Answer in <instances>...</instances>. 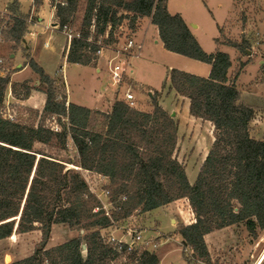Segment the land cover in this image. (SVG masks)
<instances>
[{
	"label": "trees",
	"instance_id": "1",
	"mask_svg": "<svg viewBox=\"0 0 264 264\" xmlns=\"http://www.w3.org/2000/svg\"><path fill=\"white\" fill-rule=\"evenodd\" d=\"M78 1L52 0L60 26L74 21ZM167 2L88 0L81 37L72 40L67 58L94 65L92 51L98 47L89 48L90 27L94 23L103 33L117 7L151 17L166 49L211 64L208 77L178 68L170 71L172 87L190 99V113L214 126L213 142L195 182H190L184 165L174 156L178 125L159 103L154 100L152 111H142L118 99L103 114L104 129L97 130L93 110L68 103V95L58 93L56 80L26 53L29 66L46 85L47 99L37 125L20 123L0 112V240L35 229L42 231V240L31 255L7 264H158L155 252L127 251L126 245L118 251L103 239L102 230L137 210L147 212L181 198L188 199L196 220L182 224L179 233L184 245L207 264H213L207 233L244 223L256 237L257 229L264 228V140L250 132L255 109L242 100L235 80L229 79L230 55L206 52L182 15L169 12ZM34 4L41 6L43 0ZM11 8L2 32L16 47L25 39L28 22L18 14L17 1ZM3 21L0 18V25ZM10 83L9 75L0 76V109ZM22 85L26 91L22 99H26L32 87L27 82ZM47 114L57 117L62 131L45 124ZM69 136L78 154V164L73 166L80 168H68L71 162L36 148L38 142L50 144L54 137L65 143ZM82 169L109 179L104 187L112 203L109 211L91 191ZM61 223L85 234L47 248L52 226Z\"/></svg>",
	"mask_w": 264,
	"mask_h": 264
},
{
	"label": "rangeland",
	"instance_id": "2",
	"mask_svg": "<svg viewBox=\"0 0 264 264\" xmlns=\"http://www.w3.org/2000/svg\"><path fill=\"white\" fill-rule=\"evenodd\" d=\"M14 1H17L19 4V15L28 19L32 17L33 20H37L35 14L32 15V9L33 7L38 8L39 6L35 5L34 2L30 13L24 14L20 12L29 11L32 0H0V18H4L0 28H2L5 22L9 20V16L13 12L11 7ZM87 1L88 0L78 1L75 19L71 23L74 31L82 29L83 15L86 10ZM170 6L173 12L172 14H181L184 20L191 25H188L189 28L191 30L195 29L198 37L197 39L206 52L209 53L215 50V41L217 42V45H220L225 51H229V55L233 58L234 62L231 80H236L241 77L239 85L244 96L249 95L247 94L249 88L255 86L257 87V91H259L262 87L260 90L262 95L261 97L259 95L257 97L259 98L257 100V112H255V117L251 123L250 132L253 137L257 136L259 138H264V62H260L261 59L264 60V0H170ZM114 10H120L122 13L125 12L124 9L117 7L113 8V11ZM111 13L109 14V17L111 16ZM123 16L124 23L133 28L134 32H137L139 27H147L148 19H145L146 16L137 15L130 11L123 14ZM139 17L142 19H139ZM47 21L48 20L46 19L41 24L46 25L48 24ZM195 25H197L198 28H195ZM147 28L148 34L143 47L144 55L141 59H136V68H138L139 65L141 71H143L142 78L152 82L154 87L163 89L165 87L164 92L157 89H150L145 86H139L126 74V81L120 87L118 95L115 97L112 92V94L107 96L106 100L103 98L105 101L103 107L101 106L99 109H92L94 112L93 117L95 118L94 125L97 130L104 129L105 119L103 114L112 109V104L116 100H125V92L127 89H131L135 94L134 101L136 109L152 111L154 109L155 100L175 119L178 125V142L174 156L184 165L188 178L190 182L193 183L197 178L200 167L202 166L213 142L214 127L210 121L201 118L196 119L193 116H190L184 109L185 100L182 98L183 95L180 94L181 96H178L177 94H173L172 85L165 82L167 76L166 70L170 64L180 65L182 64V61L180 58H177V56L167 55L160 47V44H157L154 41L157 38V31L151 25ZM36 30L42 34L40 37L41 51H45L43 42L47 40L48 34L42 32L41 26L37 27ZM25 36L26 39L30 38L27 34H25ZM0 37L4 39V41L0 40V56L5 59L2 68L5 69V72H7V75H9L11 79V83L5 92L0 112L5 117H9L11 114L13 120L20 123L37 125L39 124L41 117H43V111L40 112L27 104H23L22 97L26 91L22 84L24 82H27L28 84L30 83L29 85L32 88L41 85L45 89L46 85L39 81L40 84L37 81L40 80V78L36 73L35 76H33L34 78L23 81H18L16 79L21 78L23 74L16 76L15 73L18 68L15 66L16 62L14 61V58H11L10 55L18 52L24 45L23 43H20L18 47L16 46L17 48L14 47L13 42L7 40L3 32L0 33ZM52 42L54 45H65L66 43L65 46L67 48L68 41L66 36L62 33H57L52 39ZM235 44L242 45V48L235 46ZM219 49L220 48H217L216 50L219 51ZM23 53L26 55L27 52ZM182 57L186 58V56L183 55ZM17 59H19V56H17ZM26 61L28 62V58L25 56V62ZM121 62L124 67L127 66L126 61L122 60ZM128 62L130 63V59ZM247 63L250 64L245 70L243 68ZM61 64H63V61L61 57L57 55L55 62L48 67L51 74H60L54 78L56 80L58 93L60 95L64 93L68 95L69 90L66 82L68 79V84L71 86L72 96L75 98L76 95L80 93H82L83 96V84L84 88L88 90L89 85L94 83L91 74L83 72V68H80V66L76 64L69 65L67 68L63 66L60 72L59 69ZM94 65L97 66L95 63ZM183 65L186 64L184 63ZM91 66L94 67L92 64ZM107 79L108 81L106 80L105 84H111L113 81L112 77H108ZM168 82H170L169 79ZM106 86L108 87V85ZM106 91L109 93L112 91V88L108 87ZM160 101H162V104ZM173 113L175 114L174 116L172 115ZM49 118L50 117L47 114L45 116V124L47 126L50 125L48 121ZM64 122V118H61V123ZM59 125V131H62L63 126L62 124ZM36 148L45 149L53 155L71 162L68 163V168H80L79 166H73L78 164V154L77 148L70 136L65 143L58 140L56 137H54L50 144L38 142ZM82 172L85 179L87 177L92 187L101 194V197L110 210L112 203H110V199L102 194L104 187L110 184L109 179L106 178L107 180H105V178H100L97 174L87 173L84 169H82ZM154 213L151 215H144L139 210L135 211L127 219L120 220L123 228L120 229L121 231L118 232V234H122L123 231L126 232L128 228H135L142 231L149 229L151 233V230L154 229L156 223H158L157 228L160 233L170 234V232L174 231L171 227V220L168 216L163 215L158 218L156 217V212ZM174 217L177 219V221L176 219L174 221L177 230H179L182 224H188V218L184 221L180 219V216L178 215H175ZM236 227L238 231L237 236L241 241H249L251 239L253 242L256 238L262 236V241L264 242V228H258L257 236L253 237L244 223H240ZM103 232L106 236H110L112 233L110 229ZM153 232L157 233L158 231L156 230L155 232L154 229ZM246 233H249V235ZM13 234L15 236L0 240V264H7L13 260L31 255L42 240V231L40 229L25 233L15 232ZM80 234H85V231L72 229L68 224H54L47 243V248L66 242ZM175 237H178V235L175 234ZM178 240L179 237L177 239L172 238L168 243L161 246L160 249L162 250L160 252L167 251V253L161 260L160 264H182L185 260L184 256L190 258V256L193 255L190 254L191 248L188 246L186 249L183 241L177 244L176 242ZM234 247L235 246L231 248L230 244H228L227 247L220 248L219 251L220 253L229 255L230 251L235 249ZM86 253V249L83 248V254L86 255ZM116 263L117 262L115 261L114 264ZM213 264H220L219 259H216L215 262L213 261Z\"/></svg>",
	"mask_w": 264,
	"mask_h": 264
},
{
	"label": "crops",
	"instance_id": "3",
	"mask_svg": "<svg viewBox=\"0 0 264 264\" xmlns=\"http://www.w3.org/2000/svg\"><path fill=\"white\" fill-rule=\"evenodd\" d=\"M33 2H34V0H32V4L30 6L29 11H27V12L20 11V12L24 13V14L30 13V10L33 6ZM167 5H168L169 12L172 14L173 12L171 10L170 0H168ZM32 11H33L32 15L35 14L37 20H33L32 17H30L29 19L27 18V20H28V28L27 29L34 30L36 32V36L30 37L29 39H26V36H25V39L23 41L24 46H22L23 48L20 49L18 52L12 53L10 55L11 58H14V61L16 62L15 66L18 68V70L15 73L16 76L23 74L21 78H16V79L18 81H23L26 79L34 78L33 76H35V72L29 66L28 62L27 61L25 62V56L26 55H24L23 52L29 53L31 55V57H33L45 69V71L53 78H55V76H58L60 74H55V75L51 74L48 67L55 62V58L57 57V55H59L63 61V64L60 65V69H59L60 72H61L63 66H65V68H67L69 65L76 64V65L80 66V68H83V72H87L88 74H91L93 82H94V83H91L89 85L88 90H86V88H84V84H83V96H82V93H80V94L76 95V97L74 98L72 96L71 86L68 84V79H67L66 82H67V87L69 90L68 103L74 102V103H77L79 105H83V106H86L88 108H91V109H99L101 106L103 107L104 102H105L104 99L106 100L107 96L112 94V91L109 93H107L108 91H106V89L108 87H110V85L105 84L106 80L108 81L107 78L109 77V74L107 73L108 71L106 70L105 60L102 59V62L100 64H98L97 66L93 65L94 67H92L91 65H84V64L73 63V62L68 61L67 57H68V52H69V44H67V48H66V46H65L66 43H65V45L64 44L54 45L52 42V39L55 37V35L57 33L58 34L62 33L66 36L65 32L60 27L59 18L57 17V14H56V7L54 6L52 0H43V4L41 6H39L38 8L33 7ZM84 14H85V11H84ZM83 17H84V15H83ZM140 18L141 17H139V19ZM46 19L48 20L47 21L48 24L42 25L41 23L44 22ZM145 19H148L147 20V22H148L147 27L151 25L157 31V38L154 40L155 43L160 44V47L162 48V50L167 55L177 56V58H180V60L182 61V64H180V65L170 64L167 67V70H166L167 76H166V81H165V82H167V84H171V82H168V79L170 81V71L172 68H178V69L185 70V71H188V72L200 75V76H204V77H208L210 75V72L212 69L211 64L200 61V60H196V59H193V58H190L187 56L185 58V57H182V54H179V53H176V52H173V51L166 49L164 47V43H163V41L159 35L158 27L152 23L151 17H147V18L145 17ZM187 24L190 25L189 23H187ZM40 26L42 28V32H45L48 34V37L46 40V41H48V45H46L45 42H43V47H44L45 51H41L40 37L42 36V34H41V32L39 33L36 30L37 27H40ZM195 26H196L195 28H198L197 25H195ZM147 27H145V28L139 27L137 32H136L137 40H138V42H140L142 44V54L139 57L129 58L130 63H128V65L126 66L125 74H127V76H129V78L133 82L137 83L139 86H145V87H149L150 89H157V90H160L161 92H164L165 87H164V89L154 87L152 85V82L145 80V78H142L143 77V71H141L139 65H138V68H136V59H141L142 56L144 55L143 47H144L146 36L148 34V28ZM191 31L196 36V38H198L196 35L195 29H192ZM66 39H67V37H66ZM215 43H216L215 50L212 52H209V53H215L217 51L216 49L220 48L219 49L220 51H224V52H227L228 54H230L229 51H225L220 45H217L216 41H215ZM25 47L27 48L26 51H25ZM105 53H108V51H105ZM12 55H14V57H12ZM17 56H19V59H17ZM231 60H232V66L229 69V79L230 80L232 77L231 73L233 70V63H234L233 58H231ZM260 62L263 63L264 60L261 59ZM184 63L188 67L186 65H183ZM249 64L250 63H247L243 69L246 70L248 68ZM66 73H68V72H66ZM64 74H65V71H64ZM67 77H68V74H67ZM65 78H66V74H65ZM240 78L241 77L236 79L235 83H236L237 87L239 88V90L241 91V98L246 103L252 105L255 109V112H257V100L259 99L257 97H258V95L261 97L262 93L260 90L262 89V87H261V89H259V91H257V87L253 86L252 88H249V90H248L249 92H247V94H249V95L244 96L242 94V90H241V87L239 85ZM37 81L39 82L40 80H37ZM106 85H108V87ZM45 90L46 89L43 88L41 85L39 87H33L31 89L30 95L26 99H22L23 104H27L30 107L34 108L35 110H39L40 112H42L44 107H45L46 99H47V95H46ZM104 91H105V95H104ZM172 92H174L173 94H177L178 96H181L174 88H173ZM182 98H184V100H185L184 101L185 111L190 116H193L190 113V99L186 96H182ZM160 103L162 104V101H160ZM149 111H151V110H149ZM193 117L196 119H200V118H197L195 116H193ZM252 121H251V123H252ZM255 138L259 139V140H264V138H259L257 136ZM105 180H107V179L105 178ZM154 212H156V217H158V218L160 216H163V215L168 216L171 220V227H172V229H174V231L170 232V234L160 233L158 228H157L158 223H156V225L154 226V229H155V232H156V230L158 231L157 233L153 232L154 229L151 230V233H150L149 229L143 230L144 237L145 238H151L152 237L153 243L154 242L156 243V247H155V249H153V251L157 254L158 259H159L158 264H160L161 260L164 258V256L167 253V251L160 252L162 250V249H160L161 246L168 243V241H170L172 238L177 239L179 237V240L176 242L177 244L180 243L181 241H183L182 236L179 233V230H177V227L174 223V221L176 219L174 216L178 215V216H180V219H182L184 221L188 218L189 219V221L187 222L188 224L195 222L196 216H195V214L192 210V207L190 205V202L188 201L187 198H181V199L175 200L173 202H170L168 204H165L163 206H160L158 208H155L153 210H150L147 212H141V213H143L144 215L145 214L151 215ZM158 218H156V219H158ZM176 221H177V219H176ZM237 225L238 224H234V225L226 226V227H223L220 229H216V230H214L210 233H207L205 235V241H206L209 253L211 255L212 261L215 262L216 259H219L220 264H259L260 260L263 257V254H264V242L262 241V236L259 238H256L253 242L251 241V239L249 241H247V240L241 241L240 238L237 236V234H238L237 227H236ZM147 226H148V224H147ZM121 228H123V227L121 226L120 221H118L114 225H112L106 229L107 230L110 229L112 231V233L118 237L123 236L125 239H129V235L125 234L124 231L122 232V234H120V235L118 234V232L121 231L120 230ZM147 233H149V234H147ZM175 234L178 235V237H175ZM246 234L249 235V233H246ZM228 244H230L231 248L233 246H235L234 247L235 249L231 250L229 255L220 253V251H219L220 248L227 247ZM185 247H186V249L188 248V246H185ZM184 248H183V250H184ZM190 258L187 259L184 256L185 260L182 264H207V263L203 262L202 260L196 258L194 254L192 256H190ZM261 264H264V260L262 261Z\"/></svg>",
	"mask_w": 264,
	"mask_h": 264
},
{
	"label": "built area",
	"instance_id": "4",
	"mask_svg": "<svg viewBox=\"0 0 264 264\" xmlns=\"http://www.w3.org/2000/svg\"><path fill=\"white\" fill-rule=\"evenodd\" d=\"M122 13L120 10H114L111 13V16L108 17L105 30L103 33H99L96 29L95 24L93 23L90 27L89 35L87 37V42L90 44L89 48L92 45H96L98 48L96 50H91L95 55L94 62L98 65L102 62V59L105 60L106 70L108 71L109 77H112V83L109 84L112 88V92L114 96L118 95L120 87L126 81L125 70L126 67L122 65V60L126 61V65H128L129 58L139 57L142 54V44L138 42L136 32H134L133 28L126 25L123 21V14L127 13V10ZM10 19V16H9ZM28 22V20H27ZM6 23V22H5ZM4 27V25H3ZM3 27L0 28V33H2ZM62 30L65 32L68 44L70 46L72 40L74 38H80V31H74L72 29L71 24H65L60 26ZM26 34L30 37L36 36V32L32 29H27ZM0 40L4 41L3 38L0 37ZM45 44L48 45V41H45ZM91 49V48H90ZM108 51V53H105ZM4 58L0 56V76H6L7 72L2 68L4 64ZM134 93L131 89H127L125 92V101L129 103L130 106L136 107L134 101ZM10 119H13V116L10 114ZM50 125L49 127L54 131L60 130V123L57 120L56 116H51L48 120ZM87 173H92L89 170H85ZM96 174V173H94ZM100 178H107L101 174H97ZM86 181L89 184L91 191L96 194V196L101 200L102 206L109 211L106 203L104 202L101 194H99L89 183L88 178L86 177ZM102 194L108 198L109 191L106 189L102 190ZM111 203V202H110ZM107 230L106 228L102 230L103 239L109 243L117 246L118 251H122V246L126 245L127 251H138V250H147L150 252H154L153 249L156 247V243H153V239L145 238L142 230H138L135 228H128L125 234L129 235V239H125L123 236H116L111 233L110 236H106L103 231ZM190 254H194V250L190 249Z\"/></svg>",
	"mask_w": 264,
	"mask_h": 264
},
{
	"label": "water",
	"instance_id": "5",
	"mask_svg": "<svg viewBox=\"0 0 264 264\" xmlns=\"http://www.w3.org/2000/svg\"><path fill=\"white\" fill-rule=\"evenodd\" d=\"M12 57H14V55H12ZM172 115L174 116L175 114L173 113ZM82 247L86 249V244H83Z\"/></svg>",
	"mask_w": 264,
	"mask_h": 264
},
{
	"label": "bare ground",
	"instance_id": "6",
	"mask_svg": "<svg viewBox=\"0 0 264 264\" xmlns=\"http://www.w3.org/2000/svg\"><path fill=\"white\" fill-rule=\"evenodd\" d=\"M263 260H264V254H263L262 260L259 262V264H261Z\"/></svg>",
	"mask_w": 264,
	"mask_h": 264
}]
</instances>
